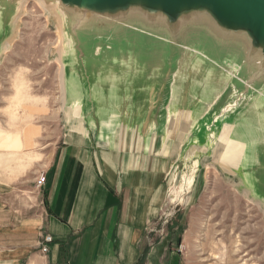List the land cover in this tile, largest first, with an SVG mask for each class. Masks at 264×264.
Instances as JSON below:
<instances>
[{"label":"crops","instance_id":"obj_1","mask_svg":"<svg viewBox=\"0 0 264 264\" xmlns=\"http://www.w3.org/2000/svg\"><path fill=\"white\" fill-rule=\"evenodd\" d=\"M156 73L150 81L127 72L66 81V121L45 170L39 215L3 202L0 186V264H179L177 253L149 247L148 228L165 199L176 148L190 142L224 84L183 75L163 91ZM249 110L230 138L254 148L262 138ZM46 236L52 242L44 254Z\"/></svg>","mask_w":264,"mask_h":264},{"label":"rangeland","instance_id":"obj_2","mask_svg":"<svg viewBox=\"0 0 264 264\" xmlns=\"http://www.w3.org/2000/svg\"><path fill=\"white\" fill-rule=\"evenodd\" d=\"M23 5L10 31L0 25V186L3 202L38 216L43 185L37 188L36 182L46 176L66 121L60 63L66 45L48 5ZM191 12L181 21L195 27L198 14ZM193 131L190 142L176 148L165 199L149 224V247L177 253L179 264H264V202L242 183L239 160L233 169L232 157H220L223 136L218 141L215 135L210 139L211 132ZM190 174L181 193L183 176Z\"/></svg>","mask_w":264,"mask_h":264},{"label":"water","instance_id":"obj_3","mask_svg":"<svg viewBox=\"0 0 264 264\" xmlns=\"http://www.w3.org/2000/svg\"><path fill=\"white\" fill-rule=\"evenodd\" d=\"M166 1L167 6L160 0H41L54 11L66 45L65 60L60 62L65 94L66 81L75 74L84 80L97 76L113 80L127 72L150 81L158 71L163 91L175 76L210 84L223 80L224 90L193 130L200 136L211 132L210 139L215 135L218 141L227 131L225 140L241 147L231 168L239 165L242 183L264 202V0ZM25 2L0 0L2 28L10 31ZM192 10L198 14L195 27L181 21ZM249 109L262 138L252 151L249 144L230 138L240 134L232 131L234 123ZM245 175L251 177L246 180L252 189Z\"/></svg>","mask_w":264,"mask_h":264},{"label":"bare ground","instance_id":"obj_4","mask_svg":"<svg viewBox=\"0 0 264 264\" xmlns=\"http://www.w3.org/2000/svg\"><path fill=\"white\" fill-rule=\"evenodd\" d=\"M38 2H40L42 4L41 0L40 1L38 0ZM22 7H24V5H22ZM0 25H1V21H0ZM258 29H259V31H261L263 29V27H259ZM2 32L3 31H0V35L2 34ZM261 43H264V31L261 34ZM61 66H62V72H63V65L61 64ZM64 94H65V92H64ZM65 95H64V98H65ZM179 117H182V115L179 116ZM182 118H184V117H182ZM179 119H181V118H179ZM179 123H180V121L175 120V124L178 125ZM228 132H229V130H228ZM226 133H227V131L224 132L223 137L221 139L223 141L222 142L223 143V147H222L223 150L220 153L221 154L220 157H225V159H228V158L232 157L233 158V163H234L239 157L241 147L234 141H230L228 139L225 140L224 136H225ZM191 175L192 174L183 176V179H182L183 183H182V185L180 187V192L181 193H183L184 189L186 188V186L191 183Z\"/></svg>","mask_w":264,"mask_h":264},{"label":"built area","instance_id":"obj_5","mask_svg":"<svg viewBox=\"0 0 264 264\" xmlns=\"http://www.w3.org/2000/svg\"><path fill=\"white\" fill-rule=\"evenodd\" d=\"M44 182H45V177L43 175H40V177L37 179L36 187L41 188V186L44 184ZM50 242H52V238L50 236H46L44 239V244L41 247V251L44 254L48 252L47 243H50Z\"/></svg>","mask_w":264,"mask_h":264}]
</instances>
